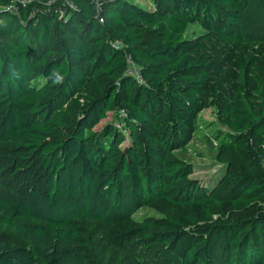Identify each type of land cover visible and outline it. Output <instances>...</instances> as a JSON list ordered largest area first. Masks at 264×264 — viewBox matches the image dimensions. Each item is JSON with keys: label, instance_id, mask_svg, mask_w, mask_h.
Instances as JSON below:
<instances>
[{"label": "trees", "instance_id": "1", "mask_svg": "<svg viewBox=\"0 0 264 264\" xmlns=\"http://www.w3.org/2000/svg\"><path fill=\"white\" fill-rule=\"evenodd\" d=\"M135 1L0 0V264H99L86 222L130 264H264V0ZM207 109L211 187L178 156Z\"/></svg>", "mask_w": 264, "mask_h": 264}, {"label": "rangeland", "instance_id": "2", "mask_svg": "<svg viewBox=\"0 0 264 264\" xmlns=\"http://www.w3.org/2000/svg\"><path fill=\"white\" fill-rule=\"evenodd\" d=\"M137 3L150 11L151 0H137ZM47 8L48 6H43V10H47ZM202 34V28L193 25L188 28L186 37L192 38ZM119 119V117L109 114L108 118L97 129L100 130L104 125L111 123L122 127ZM225 131L218 121L216 110L207 109L198 117V128L192 142L185 151L178 152L181 159L194 166L195 173L192 178L200 181L205 187L213 186L223 173L222 166L216 162V154L217 144L220 142L219 134ZM148 217H159V215L147 207L142 208L134 215V219L137 221H142ZM86 224L91 233L92 248L99 264H130L123 253L110 247L101 229L93 223L86 222Z\"/></svg>", "mask_w": 264, "mask_h": 264}, {"label": "built area", "instance_id": "3", "mask_svg": "<svg viewBox=\"0 0 264 264\" xmlns=\"http://www.w3.org/2000/svg\"><path fill=\"white\" fill-rule=\"evenodd\" d=\"M115 46L120 47L119 44H115ZM130 73L133 74L137 78L139 83H143V79L140 76V73L138 72L137 68L132 63H131V67H130ZM122 127H123V125H122Z\"/></svg>", "mask_w": 264, "mask_h": 264}, {"label": "crops", "instance_id": "4", "mask_svg": "<svg viewBox=\"0 0 264 264\" xmlns=\"http://www.w3.org/2000/svg\"><path fill=\"white\" fill-rule=\"evenodd\" d=\"M150 7H151L150 10H153V6H152V4L150 5Z\"/></svg>", "mask_w": 264, "mask_h": 264}]
</instances>
